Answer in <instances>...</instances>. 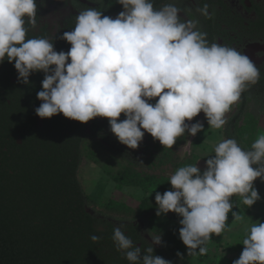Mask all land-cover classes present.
<instances>
[{
    "label": "clouds",
    "instance_id": "1",
    "mask_svg": "<svg viewBox=\"0 0 264 264\" xmlns=\"http://www.w3.org/2000/svg\"><path fill=\"white\" fill-rule=\"evenodd\" d=\"M117 2L123 11L114 19L96 8L79 11L73 30L61 36L69 51L57 52L46 36L28 38L36 25V0H0V63L14 61L26 84L32 72L44 73L36 114L62 113L82 123L106 117L118 141L131 149L145 132L164 148H172L185 131L195 136L203 125L186 121L200 112L209 127L223 128L242 93L259 81L258 67L234 47L209 43L195 21L181 19L175 4L157 9L153 0ZM207 10V4L197 9L205 16ZM153 98L158 99L149 103ZM213 152L202 172L196 164L181 166L168 178L171 190L155 194L157 215L171 211L182 217L179 238L188 254H207V242L224 232L229 212L244 220L232 211L233 196L247 207L261 198L253 182L264 181V134L248 150L225 138ZM112 239L129 264H172L153 255L151 245L141 255L122 226L114 227ZM151 239L162 244L160 234ZM241 243L233 264H264V223L246 225Z\"/></svg>",
    "mask_w": 264,
    "mask_h": 264
},
{
    "label": "flooded vegetation",
    "instance_id": "2",
    "mask_svg": "<svg viewBox=\"0 0 264 264\" xmlns=\"http://www.w3.org/2000/svg\"><path fill=\"white\" fill-rule=\"evenodd\" d=\"M169 3L180 9L182 20L195 21L197 28L207 33L209 43L234 47L258 67L259 81L242 93L239 103L222 128L224 139L234 138L238 144H252L260 133L264 134V129L259 127L260 121L264 123V0H153L154 8L157 9ZM36 4V25L29 29L28 38L46 36L52 40L57 52L69 51L70 43L61 39V36L73 30L79 11L96 8L102 16L113 19L123 11L117 0H36ZM205 4L208 5V16L197 11ZM43 78L42 71L32 72L26 84L18 79L14 61L5 59L0 63V191L6 183L24 173L26 177L31 176L32 170L35 173V169L42 166V161L53 155L49 152L54 153L60 147L61 128L65 122L82 125L85 136L83 143L87 139L90 140L89 144L100 146L106 151L117 155L126 154V145L120 143L111 132L106 117L98 116L83 123L64 117L62 113L40 118L35 109L42 101L36 94L42 90ZM156 99L148 102L154 104ZM124 118L121 113L118 119ZM246 123L247 128L244 127ZM234 130L240 135H234ZM93 203L84 204L85 211L95 215L100 223L106 221L114 227L122 226L134 244L141 247V255L151 245L153 255L169 260L172 264H186L174 253L182 250L167 248L163 241L160 245L152 244L148 221L142 216L112 218L91 210L89 205ZM104 204L108 206L109 201ZM107 252H118L119 255L116 253L113 258L107 255L106 264H129L122 252Z\"/></svg>",
    "mask_w": 264,
    "mask_h": 264
},
{
    "label": "trees",
    "instance_id": "3",
    "mask_svg": "<svg viewBox=\"0 0 264 264\" xmlns=\"http://www.w3.org/2000/svg\"><path fill=\"white\" fill-rule=\"evenodd\" d=\"M247 128V123L244 126ZM83 127L65 122L60 147L42 166L6 183L0 191V264H106L118 252L112 239L114 226L99 222L85 211L92 201L77 177L83 157ZM238 132V131H237ZM234 135L236 131H233ZM245 135V134H244ZM188 132L172 148H164L146 133L136 149L126 146L121 165L107 175L120 185L136 186L156 194L171 190L168 178L179 164L176 149L185 145ZM101 166V164H100ZM110 212L139 216L155 209L156 201L144 197L136 207L108 200ZM247 210L246 207H244ZM156 214H153L155 217ZM167 221V220H166ZM229 219L226 222V227ZM162 235L168 230H158ZM178 248L179 227L173 233ZM172 234V235H173ZM100 237L92 241L90 237ZM214 239L218 236L213 235ZM112 256V257H111ZM108 259V257H107Z\"/></svg>",
    "mask_w": 264,
    "mask_h": 264
},
{
    "label": "rangeland",
    "instance_id": "4",
    "mask_svg": "<svg viewBox=\"0 0 264 264\" xmlns=\"http://www.w3.org/2000/svg\"><path fill=\"white\" fill-rule=\"evenodd\" d=\"M234 107L235 105H233L231 111L226 114V120L231 115ZM246 116L247 113L245 112V118ZM245 118L241 122L242 124L240 123L239 125L240 129L242 128L243 122H245ZM197 121L203 125V129L197 132L195 136L188 133L185 145L176 149L179 155V164L176 166L173 173L179 167L189 164H196L202 172L206 167V159L214 155V146L224 139L222 136V128L214 129L209 127L203 112H200L192 121H186V123L191 125ZM259 124V127L264 129V123L260 121ZM236 134L240 135V132L236 131ZM89 141L90 140L86 139L83 143L82 148L84 154L77 171L78 180L85 193L94 202L89 205V208L93 211L105 213L112 218L136 217L132 214L128 215L124 211H107L104 203L111 199L115 202H123L133 209V207H136L146 196H151V198L155 200V194L136 186L126 184L120 185L113 181L107 175V172L111 171L115 165H121L122 158L117 154L102 149L100 146L89 144ZM239 145L245 150L251 148V144L249 143ZM253 167L255 168L256 165H253ZM253 186L258 191L261 198L250 207L244 205L239 196H233L231 198L233 201L232 211L239 213L244 217V220H234L231 212H229L228 226L217 239H214L212 236L211 240L207 242L206 247L208 248V252L206 255H200L198 252L196 254H188L187 247L180 240L178 249L182 250V252H174L175 256L179 257L186 264H233V261L239 258L244 248L241 242L245 236V226L255 222L264 223V181L257 178L253 182ZM155 207L156 211L155 209L146 211L138 217L142 216L148 221L151 235L160 234L156 231L158 227V230H168L165 235L160 234L161 240L167 248L174 247L175 236L173 233L178 227H182V225L179 224V220L182 219V217L171 211L166 214L157 215V204ZM244 207H246L247 210H245ZM153 214H156L155 217H153ZM177 253L180 255L178 256Z\"/></svg>",
    "mask_w": 264,
    "mask_h": 264
}]
</instances>
